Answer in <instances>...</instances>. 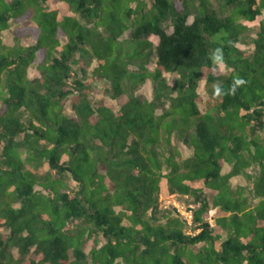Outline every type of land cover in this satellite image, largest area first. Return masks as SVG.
I'll return each instance as SVG.
<instances>
[{"label":"trees","instance_id":"1","mask_svg":"<svg viewBox=\"0 0 264 264\" xmlns=\"http://www.w3.org/2000/svg\"><path fill=\"white\" fill-rule=\"evenodd\" d=\"M62 1L0 0V264H264V0Z\"/></svg>","mask_w":264,"mask_h":264},{"label":"rangeland","instance_id":"2","mask_svg":"<svg viewBox=\"0 0 264 264\" xmlns=\"http://www.w3.org/2000/svg\"><path fill=\"white\" fill-rule=\"evenodd\" d=\"M48 4L51 5V4H54L56 5L57 7L61 8L64 13L66 14H70L71 12L68 11L67 9V6L65 5V3L62 1V0H48ZM264 18V14H262L261 16H258L254 21L252 22H246L250 28H251V32H250V37L254 36L255 35V31L258 30V27H259V22L260 20ZM189 20H191V17L189 18ZM29 23L28 21H23L22 24H27ZM16 23L14 22H10V25L8 26L9 27V30H5L2 32V39H3V42L6 44V45H11L13 43V34L12 32L10 31L12 28H14L13 26H15ZM165 27H166V31L167 32H171L172 30V27L167 23L165 24ZM128 35V32H125L123 34V37H126ZM152 41H155L156 42V38L155 36H150L149 37ZM22 44H28V43H31L32 42V39L31 38H24L22 39ZM237 46L239 48H246V49H249L251 50L252 49V44H243V43H238ZM147 67H152L153 66V62L150 61L146 64ZM131 68H134L133 66H130ZM219 67L220 69L223 71H226L225 68L223 67V64L222 63H219ZM39 75L38 71L36 70V68L34 67H29L27 69V76L28 78L30 79H33V77H37ZM164 76L167 78L168 82L171 84L174 80V78L176 77V74L175 73H165ZM197 92L201 95V101L199 102L198 104V108H199V111L202 112L206 109H208L210 106H212L213 104H215L217 101H218V98L215 97V96H212L208 90H207V85H205L204 81H199L198 83V87H197ZM135 94L140 96L141 98H146V99H151L152 97V85L150 83L149 80H146L143 84H140L139 86H137L135 88ZM91 99L93 100V102L96 104V105H105V106H108L110 107V109H113L115 110L118 106H117V103L115 102V100H113L112 98L109 97V95L103 93V92H100V91H94L91 95ZM70 107V104H69V101L65 104V112L69 115H72V110ZM172 141L174 143H176V145L178 146L179 148V151L181 152L182 156L183 157H186L190 154V149L189 147H187L184 143L176 140V139H172ZM48 166L47 164H43L42 167H40V172H43L45 170H47ZM230 169L229 165L228 164H224L222 169H221V172H227L228 170ZM100 171L102 172L103 170L100 169ZM230 182L232 185H247L248 184V181L241 175H235V176H232L230 178ZM36 189H40L39 186H36L35 187ZM173 201H180L178 199L175 198V196L173 194H168L166 196H162L160 195L159 196V202H158V205L160 208H165V207H170V206H173L172 205V202ZM117 210V209H116ZM126 222V221H125ZM0 231H2V229L0 228ZM91 243L92 241L89 240L86 244V247H85V250L87 251L89 249V247L91 246ZM14 256H16V253L15 251L13 252Z\"/></svg>","mask_w":264,"mask_h":264},{"label":"built area","instance_id":"3","mask_svg":"<svg viewBox=\"0 0 264 264\" xmlns=\"http://www.w3.org/2000/svg\"><path fill=\"white\" fill-rule=\"evenodd\" d=\"M173 207H175L176 211L178 212L179 216L184 220L186 226H187V232L191 233V229L190 227L192 226V211L191 209L188 207V205H186L185 203H183L182 201H173L172 202ZM198 229L192 231V232H196Z\"/></svg>","mask_w":264,"mask_h":264},{"label":"clouds","instance_id":"4","mask_svg":"<svg viewBox=\"0 0 264 264\" xmlns=\"http://www.w3.org/2000/svg\"><path fill=\"white\" fill-rule=\"evenodd\" d=\"M216 58H217V59H220L221 57L218 55Z\"/></svg>","mask_w":264,"mask_h":264}]
</instances>
